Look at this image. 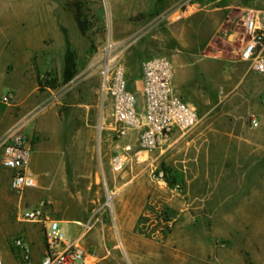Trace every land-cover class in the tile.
<instances>
[{"label":"rangeland","instance_id":"1","mask_svg":"<svg viewBox=\"0 0 264 264\" xmlns=\"http://www.w3.org/2000/svg\"><path fill=\"white\" fill-rule=\"evenodd\" d=\"M54 1L57 10L51 19L63 20L67 26L80 66L73 76L76 83L64 92L70 102L81 101V107L70 111L84 114L86 128L92 129L85 171L94 180L92 208L101 216L102 227L90 231L89 241H104L108 259L103 264H264V155L251 167L229 168L243 157L224 153L222 138L206 133L213 125L219 127L220 120L199 121L163 152L136 154L133 147L125 155L122 147L133 144V139L118 138L112 129L95 128L102 111L110 127V110H101L97 98L98 60L107 22L115 40L134 33L139 39L122 52L132 87L140 86L132 78L140 71L147 51L169 58L172 53L184 52L175 45L173 31L179 32V27L186 30L187 22L172 26L163 8L169 0ZM186 1L176 0L180 11ZM29 11L35 15L41 9L33 6ZM174 17L183 15L178 12ZM77 20L84 26L82 33L81 28L75 33ZM248 39L241 26L235 42ZM215 44L226 52L233 48L220 40ZM44 78H59V74L38 73V84ZM7 91L5 85L0 86V108ZM39 95H46L41 88ZM204 111H199L200 115ZM33 119L27 121L25 130L33 125ZM31 154L32 150L30 159ZM116 154L123 155L122 167L117 170L111 163ZM30 190L26 188L22 195L26 198ZM107 191L113 193L110 208L105 204Z\"/></svg>","mask_w":264,"mask_h":264},{"label":"crops","instance_id":"2","mask_svg":"<svg viewBox=\"0 0 264 264\" xmlns=\"http://www.w3.org/2000/svg\"><path fill=\"white\" fill-rule=\"evenodd\" d=\"M169 3L163 8L172 26L187 22L186 30L179 27V32L173 31L175 45L184 50L170 55L176 92L196 107L197 124L221 121L219 127L213 125L206 133L222 138L224 153L243 157L229 168L255 165L264 155V74H257L248 61L240 59L247 41H235L246 11L264 18V0H196L182 11L176 0ZM56 4L51 0H0V86L5 85L6 94L11 95V102L0 108V141L9 126L24 115H32L33 125L25 131L32 144L28 169L36 179L27 197H19L10 186L12 170L0 162V264H39L42 259L48 223L17 217L21 208L34 206H43L58 222L64 239L93 253L94 264L108 259L101 238L95 243L89 241L93 235L90 231L95 233L102 227L101 216L92 208L94 180L85 171L92 129L86 128L84 114L70 111L81 107V101L70 102L64 92L76 83L74 77L63 80L66 41L72 50L74 46L63 20L51 19ZM33 6L41 12L33 15L29 11ZM178 12L183 18L174 17ZM79 29L77 26L75 33ZM216 40L233 48L226 52L215 44ZM149 52L143 60L152 56ZM260 53L264 56V45ZM79 67L76 60V72ZM38 73H58L59 78H51L52 83L44 86L37 82ZM136 76L135 82L140 84L141 68ZM39 88L45 96H38ZM252 117L257 120L256 126L251 124ZM1 152L0 145V157ZM16 237L27 244L29 263L16 251Z\"/></svg>","mask_w":264,"mask_h":264},{"label":"built area","instance_id":"3","mask_svg":"<svg viewBox=\"0 0 264 264\" xmlns=\"http://www.w3.org/2000/svg\"><path fill=\"white\" fill-rule=\"evenodd\" d=\"M190 0L184 3L188 7ZM244 31L249 36L240 52V59L248 61L257 74H264V56L260 53L264 45V18L246 11L241 16ZM137 35L122 40L113 38L111 24L105 26V39L98 60L99 85L98 105L101 110H110V127L105 123L103 111L95 126L98 131L112 129L118 138L133 139L122 147L123 154L136 148L141 152L167 150L177 137L192 129L198 122L196 107L187 103L173 85L174 68L169 57L154 54L141 63L140 86H129L122 52L133 45ZM4 104L11 102V95L2 97ZM264 102V95H263ZM32 115H24L5 131L1 141V164L12 170L11 189L19 196L26 188L35 187L36 179L29 171L31 140L25 126ZM251 124L257 125L256 118ZM121 154L112 158L115 170L122 167ZM106 206L113 202V193L106 192ZM48 203V202H47ZM20 220L48 223L44 230L45 250L39 264H94L95 259L79 244L68 242L57 221L52 220L43 206L25 207L18 211ZM16 251L26 263L30 261L27 244L22 237L14 238Z\"/></svg>","mask_w":264,"mask_h":264},{"label":"trees","instance_id":"4","mask_svg":"<svg viewBox=\"0 0 264 264\" xmlns=\"http://www.w3.org/2000/svg\"><path fill=\"white\" fill-rule=\"evenodd\" d=\"M77 21H78L79 27L81 28V31H84L83 24L80 23L79 20H77ZM66 42H67V47H66V52H65V66H64V70H63V80L64 81L70 80L76 73V68H75L76 57H75L74 51L71 49L68 41H66ZM136 78H137V76L134 75L132 79L135 80ZM51 81H52V79H50V78H44L40 83H41V85L46 86L48 84H51L52 83ZM129 86L132 87L130 85V82H129Z\"/></svg>","mask_w":264,"mask_h":264},{"label":"water","instance_id":"5","mask_svg":"<svg viewBox=\"0 0 264 264\" xmlns=\"http://www.w3.org/2000/svg\"><path fill=\"white\" fill-rule=\"evenodd\" d=\"M51 2L55 5V1L54 0H51Z\"/></svg>","mask_w":264,"mask_h":264}]
</instances>
